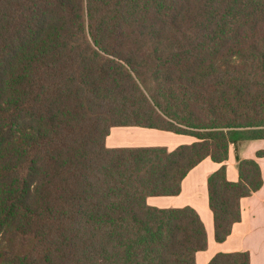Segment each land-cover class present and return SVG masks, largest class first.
I'll return each mask as SVG.
<instances>
[{
	"label": "trees",
	"instance_id": "16d2710c",
	"mask_svg": "<svg viewBox=\"0 0 264 264\" xmlns=\"http://www.w3.org/2000/svg\"><path fill=\"white\" fill-rule=\"evenodd\" d=\"M113 127L197 141L109 149ZM262 139L264 0H0V264H196L199 214L147 198L222 164L208 193L224 242L263 186L238 155L227 180L230 146Z\"/></svg>",
	"mask_w": 264,
	"mask_h": 264
},
{
	"label": "crops",
	"instance_id": "0c3cea01",
	"mask_svg": "<svg viewBox=\"0 0 264 264\" xmlns=\"http://www.w3.org/2000/svg\"><path fill=\"white\" fill-rule=\"evenodd\" d=\"M196 138L167 131L141 127H113L105 140L109 149L166 147L173 151L179 146L190 145ZM264 139L231 145L226 166L227 180L237 182L239 173L237 155L242 159L255 160L263 176L262 188L252 196L241 200V221L236 223L229 237L222 243L215 240L214 217L209 207L208 178L219 170L220 163L206 158L195 166L181 183L176 196H155L147 198V204L159 209L193 208L200 216L207 232L208 245L198 252L196 264H208L218 253L248 252L250 264H264Z\"/></svg>",
	"mask_w": 264,
	"mask_h": 264
}]
</instances>
